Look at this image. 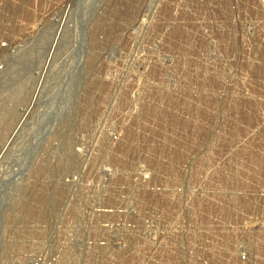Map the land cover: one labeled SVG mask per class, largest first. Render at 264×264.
<instances>
[{"label":"rangeland","instance_id":"1","mask_svg":"<svg viewBox=\"0 0 264 264\" xmlns=\"http://www.w3.org/2000/svg\"><path fill=\"white\" fill-rule=\"evenodd\" d=\"M60 28L0 264H264V0H0V150Z\"/></svg>","mask_w":264,"mask_h":264},{"label":"bare ground","instance_id":"2","mask_svg":"<svg viewBox=\"0 0 264 264\" xmlns=\"http://www.w3.org/2000/svg\"><path fill=\"white\" fill-rule=\"evenodd\" d=\"M61 28L59 29L58 33L56 34V39H54L52 41V43L50 44V46H49V48L47 50V54H46V56H45V58L43 60V64H42V67H41V72H40V75H39V78H38V83L36 85L35 92L33 93L34 95L32 96L30 104H29V106H27V108L23 112V114H22V116L20 118V121L15 126V129L12 131V133H11V135L9 137V140L7 141V143L0 150V162H1L2 158L9 152L12 141L20 133V129H22L23 125L26 123V118L29 116V114H31L30 112L32 111V107L35 106V104L38 101L37 98H38V96H39V94H40V92L42 90V86H43L45 77H46V75L48 74V72L50 70L49 69L50 60H51V58H54L53 55L55 54V49H56V45L55 44H56V41L58 42V38L60 37Z\"/></svg>","mask_w":264,"mask_h":264}]
</instances>
